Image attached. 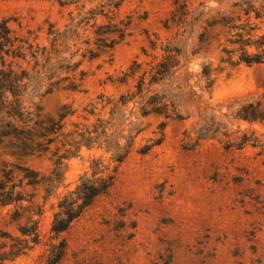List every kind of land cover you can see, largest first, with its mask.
Instances as JSON below:
<instances>
[{
    "label": "rangeland",
    "instance_id": "374dc122",
    "mask_svg": "<svg viewBox=\"0 0 264 264\" xmlns=\"http://www.w3.org/2000/svg\"><path fill=\"white\" fill-rule=\"evenodd\" d=\"M177 1L191 9L204 4L207 11L217 12L230 10L237 0H125L115 22H130L129 35L112 51L90 59L87 48H97L91 24L85 27L87 31L80 29L81 38L70 43L65 56L76 54L73 60L87 72L82 91L56 90L42 97L44 90L36 88L27 104H40L49 115H56L63 105H71L77 112L67 120V130L73 128V122L86 123L84 109L96 102L99 94L118 96L125 90L106 84L108 77L119 75L134 60H147L142 48L148 47V36L154 39L156 34L161 41L172 37L173 32L166 30L164 23ZM106 2L84 0V12ZM77 12L57 0L0 1V22L7 21L20 36L34 31L41 45L47 43L49 24L64 29L74 24L71 18ZM108 22L104 17L98 19L99 24ZM253 22L260 27L256 34L264 35V23ZM210 39L201 54L191 58L186 70L192 75L190 85L203 95V102L194 106L182 102V111L189 118L169 122L160 146L148 154L140 153L151 140L161 137L159 125L163 119L150 117L144 121L146 129L137 137L133 151L118 166L103 150L84 148L67 162L65 182L57 194L44 201L42 188H28L37 194L39 203H44L39 224L41 242L14 264H47L57 203L75 190L84 174L93 173L92 161L96 158L110 165L113 184L61 235L59 240L65 239L67 250L60 264H264V157L257 156L252 148L226 149L217 140L196 144L194 133L196 125L213 110L218 115L229 113L236 101L264 92V64L221 63L217 32ZM196 44L197 40H192L189 50ZM203 63H212L218 69L211 93L202 91L205 84L197 77ZM237 127L235 124L233 130ZM245 128L249 126L243 124ZM51 156L32 158L28 165L49 176ZM13 209L0 208V214L7 216Z\"/></svg>",
    "mask_w": 264,
    "mask_h": 264
},
{
    "label": "trees",
    "instance_id": "16d2710c",
    "mask_svg": "<svg viewBox=\"0 0 264 264\" xmlns=\"http://www.w3.org/2000/svg\"><path fill=\"white\" fill-rule=\"evenodd\" d=\"M57 1L78 12L71 18L74 24L64 29L49 24L44 45L37 43L34 31L20 36L7 21L0 22V208L14 206L7 216L0 214V264H14L41 242L39 224L44 203H39L37 194L28 188H42L46 194L43 200L47 201L63 186L67 162L82 149L103 150L118 166L133 151L137 137L146 129V119L163 121L159 125L161 137L140 149L144 155L163 143L169 122L189 118L182 111V102L201 104L203 95L190 85L192 75L186 70L191 58L201 54L213 34L217 32L219 36L221 63L264 64V35L256 34L260 27L253 22L264 23V0H237L230 10L217 12L207 11L204 4L191 9L177 1L164 23V28L173 32L172 37L161 41L156 34L154 39L148 36V47L142 48L147 60H134L125 71L106 80V84L125 90L118 96L99 94L96 102L84 109L93 121L85 117L86 123L73 122V128L67 130V120L77 112L71 105H63L56 115H49L40 104L28 105L29 95L36 88L44 90L42 97L56 90L81 92L87 72L73 60L76 54L65 56L70 43L81 38L80 29L87 31L85 27L91 24L97 48H87V53L91 60L97 59L125 40L130 22H115L125 0H107L87 12L84 0ZM100 17L109 22L99 24ZM192 40L197 44L189 50ZM217 70L212 63L201 64L197 77L205 84L202 91L212 92ZM235 124L238 127L233 130ZM243 124L249 128L242 129ZM255 126L264 129V92L236 101L229 113L218 115L213 110L196 125V144L217 140L226 149L252 148L257 156L264 157V130ZM47 154L52 155L53 169L49 176H43L28 161ZM109 168L101 158L94 159L93 173L84 174L75 190L58 201L47 264L62 262L67 243L59 240L61 235L111 188L114 175Z\"/></svg>",
    "mask_w": 264,
    "mask_h": 264
}]
</instances>
